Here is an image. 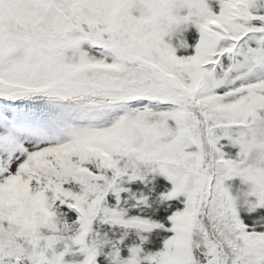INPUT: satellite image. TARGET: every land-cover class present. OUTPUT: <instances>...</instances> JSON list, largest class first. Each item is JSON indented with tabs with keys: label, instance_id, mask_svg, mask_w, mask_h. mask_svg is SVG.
<instances>
[{
	"label": "snow or ice",
	"instance_id": "obj_1",
	"mask_svg": "<svg viewBox=\"0 0 264 264\" xmlns=\"http://www.w3.org/2000/svg\"><path fill=\"white\" fill-rule=\"evenodd\" d=\"M0 264H264V0H0Z\"/></svg>",
	"mask_w": 264,
	"mask_h": 264
}]
</instances>
